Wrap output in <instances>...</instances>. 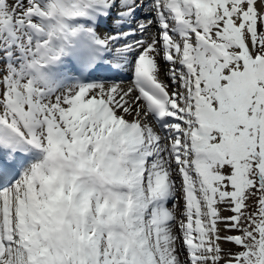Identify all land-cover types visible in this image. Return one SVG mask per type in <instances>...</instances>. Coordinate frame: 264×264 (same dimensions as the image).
<instances>
[{
	"label": "snow or ice",
	"instance_id": "1",
	"mask_svg": "<svg viewBox=\"0 0 264 264\" xmlns=\"http://www.w3.org/2000/svg\"><path fill=\"white\" fill-rule=\"evenodd\" d=\"M0 264H264V0H0Z\"/></svg>",
	"mask_w": 264,
	"mask_h": 264
}]
</instances>
